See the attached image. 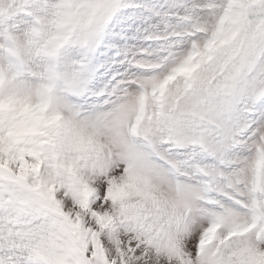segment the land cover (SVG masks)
Segmentation results:
<instances>
[{"label":"snow or ice","instance_id":"snow-or-ice-1","mask_svg":"<svg viewBox=\"0 0 264 264\" xmlns=\"http://www.w3.org/2000/svg\"><path fill=\"white\" fill-rule=\"evenodd\" d=\"M0 264H264V0H0Z\"/></svg>","mask_w":264,"mask_h":264},{"label":"clouds","instance_id":"clouds-1","mask_svg":"<svg viewBox=\"0 0 264 264\" xmlns=\"http://www.w3.org/2000/svg\"><path fill=\"white\" fill-rule=\"evenodd\" d=\"M16 39L18 40V42H19L21 45H23L24 43H26V41H25L23 38H21V37H16Z\"/></svg>","mask_w":264,"mask_h":264},{"label":"rangeland","instance_id":"rangeland-1","mask_svg":"<svg viewBox=\"0 0 264 264\" xmlns=\"http://www.w3.org/2000/svg\"><path fill=\"white\" fill-rule=\"evenodd\" d=\"M22 19H28L27 17H22Z\"/></svg>","mask_w":264,"mask_h":264}]
</instances>
